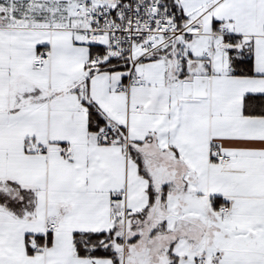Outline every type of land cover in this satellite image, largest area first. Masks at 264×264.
Wrapping results in <instances>:
<instances>
[{
	"label": "snow or ice",
	"instance_id": "obj_1",
	"mask_svg": "<svg viewBox=\"0 0 264 264\" xmlns=\"http://www.w3.org/2000/svg\"><path fill=\"white\" fill-rule=\"evenodd\" d=\"M0 264H264V0H0Z\"/></svg>",
	"mask_w": 264,
	"mask_h": 264
}]
</instances>
